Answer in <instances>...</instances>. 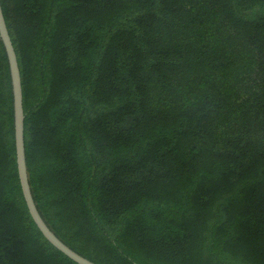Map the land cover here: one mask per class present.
Returning <instances> with one entry per match:
<instances>
[{
	"label": "trees",
	"instance_id": "trees-1",
	"mask_svg": "<svg viewBox=\"0 0 264 264\" xmlns=\"http://www.w3.org/2000/svg\"><path fill=\"white\" fill-rule=\"evenodd\" d=\"M36 206L98 264H264V0H0ZM0 264H79L23 195L0 37Z\"/></svg>",
	"mask_w": 264,
	"mask_h": 264
},
{
	"label": "water",
	"instance_id": "water-1",
	"mask_svg": "<svg viewBox=\"0 0 264 264\" xmlns=\"http://www.w3.org/2000/svg\"><path fill=\"white\" fill-rule=\"evenodd\" d=\"M0 37L3 40L12 78L13 95H14V125H15V143H16V156L19 179L23 191L24 198L28 209L45 237L58 249L68 255L70 258L78 262L79 264H98L95 261L78 253L70 246H68L63 240H61L47 225L42 215L40 214L30 186L25 154V139H24V109H23V93H22V81L21 73L18 64L17 54L6 24L2 5L0 1Z\"/></svg>",
	"mask_w": 264,
	"mask_h": 264
}]
</instances>
